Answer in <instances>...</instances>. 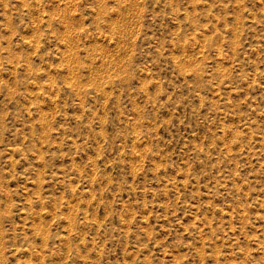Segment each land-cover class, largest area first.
I'll return each mask as SVG.
<instances>
[{
	"label": "rangeland",
	"instance_id": "obj_1",
	"mask_svg": "<svg viewBox=\"0 0 264 264\" xmlns=\"http://www.w3.org/2000/svg\"><path fill=\"white\" fill-rule=\"evenodd\" d=\"M0 264H264V0H0Z\"/></svg>",
	"mask_w": 264,
	"mask_h": 264
}]
</instances>
